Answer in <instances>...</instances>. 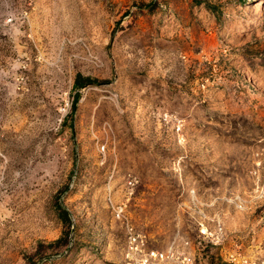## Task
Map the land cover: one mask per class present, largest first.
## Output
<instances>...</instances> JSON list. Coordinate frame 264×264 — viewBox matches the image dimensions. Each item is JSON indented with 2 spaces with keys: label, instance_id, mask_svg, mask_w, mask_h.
I'll list each match as a JSON object with an SVG mask.
<instances>
[{
  "label": "rangeland",
  "instance_id": "obj_1",
  "mask_svg": "<svg viewBox=\"0 0 264 264\" xmlns=\"http://www.w3.org/2000/svg\"><path fill=\"white\" fill-rule=\"evenodd\" d=\"M127 224L264 264V0H0V264H126Z\"/></svg>",
  "mask_w": 264,
  "mask_h": 264
},
{
  "label": "built area",
  "instance_id": "obj_2",
  "mask_svg": "<svg viewBox=\"0 0 264 264\" xmlns=\"http://www.w3.org/2000/svg\"><path fill=\"white\" fill-rule=\"evenodd\" d=\"M126 229L128 239L126 264H208L207 260L198 259L194 254L184 250L179 251L173 243L166 249L148 248L146 236L143 233L129 224Z\"/></svg>",
  "mask_w": 264,
  "mask_h": 264
},
{
  "label": "trees",
  "instance_id": "obj_3",
  "mask_svg": "<svg viewBox=\"0 0 264 264\" xmlns=\"http://www.w3.org/2000/svg\"><path fill=\"white\" fill-rule=\"evenodd\" d=\"M95 80L90 78V77H84L80 74H77L74 78V83H73V87L74 89H79L82 86H84L85 84H91L93 83ZM74 104V103H73Z\"/></svg>",
  "mask_w": 264,
  "mask_h": 264
}]
</instances>
